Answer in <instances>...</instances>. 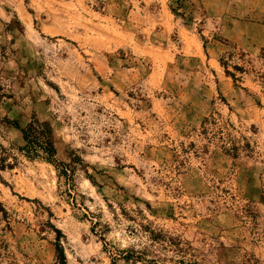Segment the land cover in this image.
I'll return each mask as SVG.
<instances>
[{
	"label": "rangeland",
	"instance_id": "rangeland-1",
	"mask_svg": "<svg viewBox=\"0 0 264 264\" xmlns=\"http://www.w3.org/2000/svg\"><path fill=\"white\" fill-rule=\"evenodd\" d=\"M0 146V264H264V0H0Z\"/></svg>",
	"mask_w": 264,
	"mask_h": 264
},
{
	"label": "trees",
	"instance_id": "trees-1",
	"mask_svg": "<svg viewBox=\"0 0 264 264\" xmlns=\"http://www.w3.org/2000/svg\"><path fill=\"white\" fill-rule=\"evenodd\" d=\"M221 64L225 65V63ZM6 123L9 124L10 121ZM12 125L17 128L22 135L23 144L16 147L21 154L30 160L41 159L47 163H51L55 166L57 165L58 160L56 158L53 131L48 122L33 119L23 128L19 127L16 122L12 123ZM0 148V169H4L5 167L10 168L11 165L15 163L16 158L12 156V161L9 162L5 158L6 149L1 146ZM72 170L73 167L69 169L67 165L63 164L61 172L69 179ZM54 248L56 264H66V257L59 239L56 240Z\"/></svg>",
	"mask_w": 264,
	"mask_h": 264
}]
</instances>
